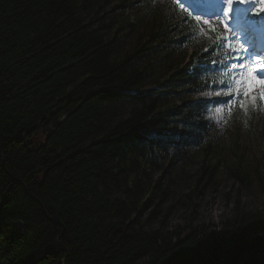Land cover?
Returning <instances> with one entry per match:
<instances>
[{
    "label": "trees",
    "instance_id": "trees-1",
    "mask_svg": "<svg viewBox=\"0 0 264 264\" xmlns=\"http://www.w3.org/2000/svg\"><path fill=\"white\" fill-rule=\"evenodd\" d=\"M209 37L168 1L0 0V264H264V209L172 225L199 188L178 200L149 159L218 133L195 97Z\"/></svg>",
    "mask_w": 264,
    "mask_h": 264
},
{
    "label": "rangeland",
    "instance_id": "rangeland-1",
    "mask_svg": "<svg viewBox=\"0 0 264 264\" xmlns=\"http://www.w3.org/2000/svg\"><path fill=\"white\" fill-rule=\"evenodd\" d=\"M167 1L172 4V0H158V3L162 6L163 2ZM130 13L131 10L126 12L127 15ZM202 29L207 35L209 34L210 30L207 27L205 29L202 27ZM246 39L249 40L250 37L242 35L239 42ZM229 43L232 42L229 41ZM225 49L223 48L218 58H222L225 54L230 55ZM219 64L220 62H218ZM229 72L230 66L223 69L216 76L217 82L221 83L224 78L229 77ZM230 82L228 79L226 84ZM224 91L226 90L215 91L213 88H208L195 95V97L201 96L210 100L206 117L215 121L214 125L218 133L215 132L214 141L209 147L204 145L201 148L193 149L174 163H168L163 158L161 150L158 149H154L149 155V159L157 162L162 171L169 172L171 175L173 192L176 193L174 196H177L178 200L181 197L182 200H185L189 189L199 188L194 198L193 212L189 213L182 209L179 202H175L169 212L172 225H182L189 220L198 227L220 230V221L230 213L236 198H239L246 210L264 209V104L257 102L256 106L249 107L247 112L235 106L229 113L227 106L222 107L223 104L221 106L212 105L213 99L217 96L216 93ZM166 152L171 157L175 154V149L170 147ZM239 161L247 173L249 181L247 187H242L241 182L231 176L229 171V165L233 166ZM216 162L219 163L212 182L207 184L205 183L206 174L208 171L213 172L212 166ZM201 165L205 168L202 173L199 172ZM205 171L206 173H204ZM158 174L156 172L154 176ZM199 174H201L200 183L197 181ZM196 183L198 184L196 185Z\"/></svg>",
    "mask_w": 264,
    "mask_h": 264
},
{
    "label": "snow or ice",
    "instance_id": "snow-or-ice-1",
    "mask_svg": "<svg viewBox=\"0 0 264 264\" xmlns=\"http://www.w3.org/2000/svg\"><path fill=\"white\" fill-rule=\"evenodd\" d=\"M172 2L182 12L187 13L185 19L193 17L194 13H199L193 18L216 33L214 46L226 48L230 54L225 63L230 66L228 75L231 82L224 85L226 91L216 93L218 97H227L222 102L226 104L229 113L235 106L247 112L249 107H255L257 102L264 104V55L250 52L249 40L239 42L242 35L246 36L249 31L254 30V24L246 14L251 9L234 8V5L252 3L253 0H223L224 7L213 13L212 18H207V14L200 11L206 0H172ZM257 2L260 5L259 12L264 13V0ZM218 28H222V31L218 32ZM201 31L203 32V29ZM221 84L224 82L221 81Z\"/></svg>",
    "mask_w": 264,
    "mask_h": 264
},
{
    "label": "bare ground",
    "instance_id": "bare-ground-1",
    "mask_svg": "<svg viewBox=\"0 0 264 264\" xmlns=\"http://www.w3.org/2000/svg\"><path fill=\"white\" fill-rule=\"evenodd\" d=\"M237 7H241V9H243V7L241 6V5H236ZM253 31H255V32H260V31H264V28H258V29H256L255 27H254V30ZM263 43H259V45H262Z\"/></svg>",
    "mask_w": 264,
    "mask_h": 264
}]
</instances>
